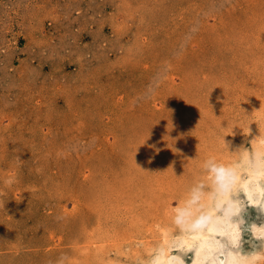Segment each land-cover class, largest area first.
Masks as SVG:
<instances>
[{
    "label": "rangeland",
    "instance_id": "obj_1",
    "mask_svg": "<svg viewBox=\"0 0 264 264\" xmlns=\"http://www.w3.org/2000/svg\"><path fill=\"white\" fill-rule=\"evenodd\" d=\"M263 123L264 0H0V264H137Z\"/></svg>",
    "mask_w": 264,
    "mask_h": 264
},
{
    "label": "clouds",
    "instance_id": "obj_2",
    "mask_svg": "<svg viewBox=\"0 0 264 264\" xmlns=\"http://www.w3.org/2000/svg\"><path fill=\"white\" fill-rule=\"evenodd\" d=\"M227 127L220 126L217 136L235 159L203 161L202 177L170 210L166 238L137 264H264V134L259 131L248 141L250 147L230 152L222 135ZM249 210L257 212L256 219ZM66 259L62 255L56 264Z\"/></svg>",
    "mask_w": 264,
    "mask_h": 264
},
{
    "label": "bare ground",
    "instance_id": "obj_3",
    "mask_svg": "<svg viewBox=\"0 0 264 264\" xmlns=\"http://www.w3.org/2000/svg\"><path fill=\"white\" fill-rule=\"evenodd\" d=\"M257 126L258 125H255L254 126V131L252 132V134H251V139L253 138V137H255V136H258L260 133L261 134H264V123L263 124H261L260 125V127L259 128H257ZM256 128V129H255ZM259 131H260V133H259ZM254 147H256L255 145H254ZM236 148H238V147H236ZM236 150V149H235ZM235 158L234 157H232V158H230V160H228L227 161V163L228 162H230V161H232V160H234ZM226 163V162H225ZM55 178V177H54ZM167 202V201H166ZM155 204V203H154ZM168 205V204H167ZM162 206V205H161ZM159 207V206H158ZM163 207V206H162ZM161 207V208H162ZM171 210V209H170ZM170 210L169 211H167V210H165V211H167V213L168 212H170ZM249 212H251V214L253 215V214H257V212L256 211H254V210H249ZM166 213V215H169V214H167ZM258 215V214H257ZM136 219V218H135ZM167 223L165 224V225H159V227H160V231L157 233V234H159L158 235V239L156 240V241H154V243H156L157 241H159V240H161L162 238H166V236H167V233L164 231V226H166L168 223H169V219H170V215L169 216H167ZM261 219H264V217H261ZM136 221V220H135ZM137 222V221H136ZM257 222H259V221H257ZM158 223V222H157ZM162 223V222H161ZM157 227V226H156ZM127 229V228H126ZM150 230V229H149ZM151 231V230H150ZM133 232V231H132ZM139 232V231H138ZM128 234V233H127ZM140 234V233H139ZM156 234V235H157ZM117 235V234H116ZM125 236V235H124ZM141 237H143V236H141ZM97 241V240H96ZM144 242V241H143ZM152 245L153 244H151V243H146L145 245H144V247H145V251H144V249H143V251H141V252H137V253H135L137 256V259H140L141 257H143V256H146V255H148V253L150 252V250H151V247H152ZM103 246V245H102ZM103 247H105V246H103ZM108 247V246H107ZM245 247H247V246H245ZM87 248V247H86ZM100 248V247H99ZM118 251V250H117ZM96 259V258H95ZM111 264H114L113 262H111ZM124 264V263H123Z\"/></svg>",
    "mask_w": 264,
    "mask_h": 264
}]
</instances>
